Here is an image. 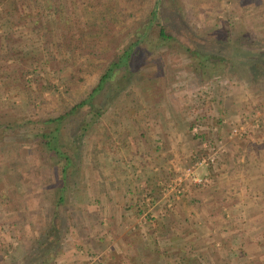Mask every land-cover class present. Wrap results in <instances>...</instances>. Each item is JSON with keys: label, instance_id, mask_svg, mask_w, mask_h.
Segmentation results:
<instances>
[{"label": "rangeland", "instance_id": "1", "mask_svg": "<svg viewBox=\"0 0 264 264\" xmlns=\"http://www.w3.org/2000/svg\"><path fill=\"white\" fill-rule=\"evenodd\" d=\"M156 1L141 0L140 8L121 20L117 13L109 14L114 23L95 43L100 56L83 60L84 49L78 44L71 59L63 62L51 44L56 16L44 15L49 20L38 27L32 21L36 0H0V264L51 262L44 261L46 251L38 252L35 259L28 256L33 239L47 226L58 195L51 188L52 160L40 157L35 135L48 128L45 118L77 102L97 83L116 49L131 38L130 29L139 35L144 32L147 7ZM159 3L160 20L170 38L157 39L154 29L147 37L139 36L126 76L118 73L97 97L102 115L77 143L82 149L81 168L75 173L77 189L69 188L66 201L55 212V218L62 215L67 223L61 226L62 251L51 264H264V181H252L258 190L249 193L244 182L246 173H262L264 168V0ZM74 11L70 18L78 14L82 22L93 20L92 14ZM67 21L74 26L71 19ZM62 36L72 42L73 29ZM248 57L259 60L261 73L244 67L251 64ZM71 62H80L73 77L68 76ZM169 110H181L192 126L199 122L217 127L201 134L202 139L221 140L226 148L216 165L206 166L214 175H224L218 179L216 197H193L194 201L188 199L175 208L177 199L169 202L165 195L169 169L164 167L159 168L163 179L151 191L159 197L155 217L147 210L148 196L142 197V213L134 208L123 215L118 202L123 182L103 180L120 172V158L128 153L116 143L121 135L118 128L141 120L135 112L168 118ZM81 114L63 120L61 132L67 137L68 152L70 140L79 132ZM221 122L224 132H219ZM231 126H242V133L231 135ZM54 160L59 170L61 162ZM185 186L193 191L194 186ZM154 218L157 227L151 225ZM141 238L148 244L146 253L150 249L155 257L142 252L136 256L134 247L126 244Z\"/></svg>", "mask_w": 264, "mask_h": 264}, {"label": "trees", "instance_id": "2", "mask_svg": "<svg viewBox=\"0 0 264 264\" xmlns=\"http://www.w3.org/2000/svg\"><path fill=\"white\" fill-rule=\"evenodd\" d=\"M36 1V12L33 14L36 19L33 18V25L42 27L43 21L49 20L45 19V16H56L58 24L55 31L52 32L55 36L53 35L54 38L52 37L53 41L51 44L55 47L56 52L60 54L64 62L71 59V54L76 52L75 48H78V44H82V50L84 49L81 54V57L84 56L83 60L85 57L87 58V56L93 58L100 56V49L95 44L97 38L100 39L103 35H106V32H109L110 30V25L114 23V18H109L108 15L117 13L120 20L123 17L132 16L134 10L140 8L141 0H74L75 2L73 1L72 4H70V0ZM159 2L160 0H157L152 7H147L146 19L142 26L144 32L141 35L147 37L154 29V32L157 34V39L164 41L169 39L170 35L160 20L162 12L160 8H162V3L160 5ZM74 8L77 9L74 11ZM129 8H131V10H129ZM79 10H82L83 14H92L91 16H93V20L91 22H82L81 20H78L79 15L75 13ZM73 11L75 16H73L74 18H70ZM68 19H71L73 23H75L73 27L68 26ZM56 29H58V32H56ZM71 29H73L72 42H70V37L62 36L63 32L68 35ZM128 34L131 38L126 42L125 46L122 45V47L116 49V56L111 59L108 66L102 70L97 83L91 87L85 95L81 96L77 102L69 107H65L64 110L58 111L53 114V116L45 118L43 123L47 124L48 128L46 131L43 130L35 135L36 140H38L40 145V152H38L40 157L47 159L50 158L52 160L49 169L55 180H53L51 188L58 192V195L55 194L53 199L52 212L49 214L51 216L48 218L46 228L41 230L38 238L35 237V239H33L35 243H32L30 252L28 253V256L31 259L38 258V252L46 251L49 252V255L48 258H44V261L49 262L50 259L51 262L48 264H51L56 261L58 253L62 251L63 233H61V226L66 225L67 219L62 215L60 218H55V212H57V207L62 206V203L66 201L67 194L65 195V193L69 192V188H72L73 191L77 189L78 177L75 173L77 169L79 170L81 168L80 156L82 153V149L77 143H79L81 136L85 135L90 128L94 127V122H96L97 118L102 115V110L99 106L97 97L103 95L104 90L114 82L113 79L118 73H122L120 74L122 77L126 76L129 60L135 54L136 49L138 48L137 45L141 41L139 39V36L141 35H139L137 30L132 28ZM56 36H61V38L58 39ZM195 54L200 55V52L196 51ZM201 56L203 57V55ZM203 58H207V55ZM217 59L221 58L217 57ZM223 61H225L224 58ZM248 61H251L250 66H247L244 64L245 62H243L244 67L254 71L255 74H257L256 71L259 73L263 71L262 67L257 65L259 61L258 59L255 60L254 58L250 59V57H248ZM79 64L80 62H77V64L75 62L68 64V66L71 67L68 76H75V73H77L80 68ZM61 68L62 67H60V69ZM78 112L82 113L78 120L80 121L77 128L79 132L74 139L70 140L71 152H68L64 149L67 137L66 135H62L61 128L65 118ZM54 159L60 160L61 162L59 170L55 167L56 161ZM84 189H81V193L83 192L86 195ZM59 221H61V223ZM40 237H43L44 239H41ZM42 256H44V254H41L40 257ZM42 263L43 262H41V264ZM9 264L17 263L16 261H12Z\"/></svg>", "mask_w": 264, "mask_h": 264}, {"label": "crops", "instance_id": "3", "mask_svg": "<svg viewBox=\"0 0 264 264\" xmlns=\"http://www.w3.org/2000/svg\"><path fill=\"white\" fill-rule=\"evenodd\" d=\"M173 102L172 100V105ZM135 114L142 117V119L131 120V122H126V124H122V126L118 128V132L120 131L121 135L116 139V143L120 150L122 148L128 150V153L122 155L120 158V172L110 173L103 180L123 182L120 188V195L118 196V202L121 204V214H125L134 208L136 209L135 211L139 210L137 211L138 213H142L144 210L142 197L148 196L146 200L149 201L150 199V202H147L150 207H146L147 210L153 211L152 216L155 217L154 212L157 214L159 211V197L157 193L153 195L151 191L155 192L160 180L163 179L161 178V171L159 168L162 169L166 167L169 169V184H173L175 176L184 177V170L192 163L191 154L197 147L201 146L203 136L193 134L190 119L181 110H169L168 118L158 113L150 114L144 113V111H138L135 112ZM262 114L264 115L263 111ZM125 116L127 118L129 116L132 118L135 117L133 115ZM221 127L222 122L220 123L219 132H224ZM129 164L131 166L134 164L133 167H130L131 169L134 168V170L127 169V166H130ZM262 165L264 164H261V166ZM197 175L201 177L207 176V181H209L207 183L205 182V184H197L184 177L181 185L185 187V191L182 194L187 191V195H180V198H176L175 208L181 207V204L188 199L189 201H194L193 197L203 198L207 194L208 196H206L205 199H211L215 196L213 194H215L217 190L216 185L218 179L220 176H224L223 173L214 175L211 168L206 166L198 168ZM244 177V182L248 185L245 188V192L249 193L258 190L256 187H252L250 183L255 179H262L264 181V168L262 173H254L253 171L249 174L246 173ZM188 184L191 187L194 186L192 187L194 192L190 191V188L185 186ZM198 187H205L207 190H195V188ZM263 187L261 185V192H264ZM147 190L149 193L146 192ZM216 199L214 200L216 201ZM132 212L133 211H130V214ZM132 217L133 216H131V218ZM126 219L128 218L126 217ZM153 221L154 223L151 225L157 227L158 221L155 220V218ZM144 241H146L144 238L133 242L128 240L126 244L134 247L136 256L143 254L146 257L152 258V255L154 256L155 253L150 249L149 252L146 253L148 244ZM143 248L145 250H143ZM140 252H142V254H140ZM143 258L145 259V257ZM136 259L140 260V257Z\"/></svg>", "mask_w": 264, "mask_h": 264}, {"label": "built area", "instance_id": "4", "mask_svg": "<svg viewBox=\"0 0 264 264\" xmlns=\"http://www.w3.org/2000/svg\"><path fill=\"white\" fill-rule=\"evenodd\" d=\"M203 126L204 124H201L199 122L194 123L191 128L193 134L201 136L203 132L209 134L211 130L215 131L216 129L208 125L204 127ZM242 129V126H239V128L237 126H231L230 134L236 135L237 133H242ZM225 150L226 148L221 140L217 138L203 139L201 142V146L192 152V163L184 170V177L194 183L204 184L205 182H207V176L201 177L197 175L198 168H200L201 166L216 165L222 155L225 153ZM182 181L183 180L181 177H177L174 179L173 184H169L166 188H164L166 192L165 195H169V202L170 199L175 200L185 191V187L181 185ZM170 204L171 203H169L168 205Z\"/></svg>", "mask_w": 264, "mask_h": 264}]
</instances>
